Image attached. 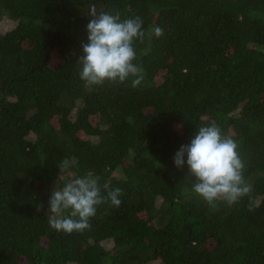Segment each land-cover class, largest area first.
I'll return each instance as SVG.
<instances>
[{"label": "trees", "instance_id": "1", "mask_svg": "<svg viewBox=\"0 0 264 264\" xmlns=\"http://www.w3.org/2000/svg\"><path fill=\"white\" fill-rule=\"evenodd\" d=\"M93 5L163 29L134 45L140 87L81 80ZM2 19L0 264H264V0H0ZM211 124L252 189L232 206L174 164ZM64 158L122 189L70 235L47 221Z\"/></svg>", "mask_w": 264, "mask_h": 264}, {"label": "clouds", "instance_id": "2", "mask_svg": "<svg viewBox=\"0 0 264 264\" xmlns=\"http://www.w3.org/2000/svg\"><path fill=\"white\" fill-rule=\"evenodd\" d=\"M89 10L88 43L82 45L84 55L78 62L81 80L86 86L130 81L132 88L140 87L145 70L137 63L134 45L137 41L143 43L146 36L149 39L152 35L162 36L163 29L154 27L146 33L140 17L122 20L118 14L98 12L95 5ZM74 163L69 158L60 162L59 181L49 200L47 216L52 229L69 235L90 229L98 206L110 202L118 207L122 203L121 188L102 194L100 178L91 171L75 175ZM185 163L190 177L195 178L192 191L211 208L221 201L232 206L252 190L244 179L245 165L238 144L216 124L199 127L190 144L180 147L174 164L182 169Z\"/></svg>", "mask_w": 264, "mask_h": 264}, {"label": "rangeland", "instance_id": "3", "mask_svg": "<svg viewBox=\"0 0 264 264\" xmlns=\"http://www.w3.org/2000/svg\"><path fill=\"white\" fill-rule=\"evenodd\" d=\"M12 24H15L7 19H2L0 21V33H6L7 31H9L10 29H12ZM109 247V245H108Z\"/></svg>", "mask_w": 264, "mask_h": 264}]
</instances>
